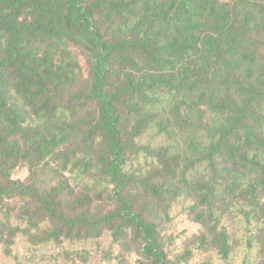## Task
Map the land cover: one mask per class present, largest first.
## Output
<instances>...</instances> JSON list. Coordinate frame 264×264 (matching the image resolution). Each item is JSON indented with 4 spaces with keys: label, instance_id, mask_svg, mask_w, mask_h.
Instances as JSON below:
<instances>
[{
    "label": "trees",
    "instance_id": "obj_1",
    "mask_svg": "<svg viewBox=\"0 0 264 264\" xmlns=\"http://www.w3.org/2000/svg\"><path fill=\"white\" fill-rule=\"evenodd\" d=\"M21 236L264 264V0H0V251Z\"/></svg>",
    "mask_w": 264,
    "mask_h": 264
},
{
    "label": "rangeland",
    "instance_id": "obj_2",
    "mask_svg": "<svg viewBox=\"0 0 264 264\" xmlns=\"http://www.w3.org/2000/svg\"><path fill=\"white\" fill-rule=\"evenodd\" d=\"M15 174V173H14ZM24 176L25 171L17 172L15 176ZM69 177V173L64 174ZM71 181V179H69ZM67 241L62 243L42 242L41 237L21 236L9 246L10 257L0 251V264H137L135 245L130 241L125 244L121 252L115 253L108 258L106 262L101 261L97 255L92 254L85 262L78 258L68 260L67 257L62 258L59 254L60 250L66 246ZM137 244V243H136ZM101 247V246H100ZM94 249L90 245L87 249ZM116 248V247H115Z\"/></svg>",
    "mask_w": 264,
    "mask_h": 264
}]
</instances>
